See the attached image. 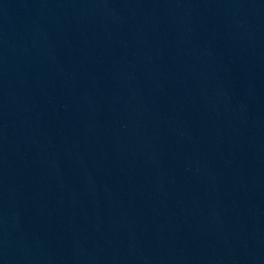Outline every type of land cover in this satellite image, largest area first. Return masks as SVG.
Instances as JSON below:
<instances>
[{"label":"water","instance_id":"95a60500","mask_svg":"<svg viewBox=\"0 0 264 264\" xmlns=\"http://www.w3.org/2000/svg\"><path fill=\"white\" fill-rule=\"evenodd\" d=\"M0 264H264V0H0Z\"/></svg>","mask_w":264,"mask_h":264}]
</instances>
